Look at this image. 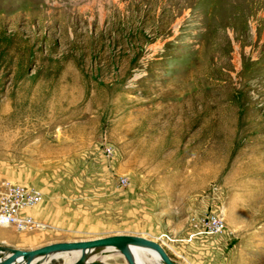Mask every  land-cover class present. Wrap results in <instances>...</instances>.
<instances>
[{
  "label": "rangeland",
  "instance_id": "rangeland-1",
  "mask_svg": "<svg viewBox=\"0 0 264 264\" xmlns=\"http://www.w3.org/2000/svg\"><path fill=\"white\" fill-rule=\"evenodd\" d=\"M0 179L90 215L22 250L158 237L163 212L264 264V0H0Z\"/></svg>",
  "mask_w": 264,
  "mask_h": 264
},
{
  "label": "crops",
  "instance_id": "crops-1",
  "mask_svg": "<svg viewBox=\"0 0 264 264\" xmlns=\"http://www.w3.org/2000/svg\"><path fill=\"white\" fill-rule=\"evenodd\" d=\"M76 199H73L74 203ZM124 203H128V198H125ZM73 209L67 203H64L63 195L61 194L57 193L54 196L45 197L40 204L28 210V213L35 219L46 224L45 229L35 230L36 233H33L34 237L39 236L42 238L51 234L64 236L70 232H82V230L86 229L85 225L91 223L90 215L78 212L76 209L72 212ZM162 213L160 212L159 222L153 228L157 229L159 236L149 238L158 240L173 259L181 264L229 263L230 257H227L226 254L231 255L230 244L229 240L224 237L223 231L213 233L214 235L206 234L202 229H196L194 225L195 219L194 221L187 219L185 222L178 224V222H173V219L168 216L163 217ZM30 237L18 234L13 227L0 226V246L24 249L25 247L39 244L36 240H39V237L36 239L33 236ZM51 242L48 241L46 244ZM40 245L43 246V243ZM219 257H222V259Z\"/></svg>",
  "mask_w": 264,
  "mask_h": 264
},
{
  "label": "water",
  "instance_id": "water-1",
  "mask_svg": "<svg viewBox=\"0 0 264 264\" xmlns=\"http://www.w3.org/2000/svg\"><path fill=\"white\" fill-rule=\"evenodd\" d=\"M136 246L147 247L157 252L159 255V264H181L173 259L159 242L149 237L134 234H114L98 236L91 239L54 242L32 250L0 246V264H38L39 259L45 255L75 250L80 251L81 256L72 264H87L85 261V251L97 247L113 248L117 251L115 255H123L128 264H137L133 255V247ZM90 264H98V262L94 261Z\"/></svg>",
  "mask_w": 264,
  "mask_h": 264
},
{
  "label": "built area",
  "instance_id": "built-area-1",
  "mask_svg": "<svg viewBox=\"0 0 264 264\" xmlns=\"http://www.w3.org/2000/svg\"><path fill=\"white\" fill-rule=\"evenodd\" d=\"M123 184L127 182L124 179ZM44 194L40 188L28 183L0 179V226L13 227L17 231L43 230L46 224L35 219L28 210L40 204ZM204 219L205 232L222 231L224 220L219 216Z\"/></svg>",
  "mask_w": 264,
  "mask_h": 264
},
{
  "label": "bare ground",
  "instance_id": "bare-ground-1",
  "mask_svg": "<svg viewBox=\"0 0 264 264\" xmlns=\"http://www.w3.org/2000/svg\"><path fill=\"white\" fill-rule=\"evenodd\" d=\"M85 252H86L85 261L87 262V264H90L94 261H97L98 264H108V262H106L107 259L115 255V253H117L116 250L108 247L91 248V249H87ZM98 253H101L102 256H98ZM148 254H150L153 257H148L147 256ZM133 255L135 257V261L137 264H152V263L159 264L158 262L159 255L157 254V252H155L152 249H148L147 247H143V246L133 247ZM61 256H65L69 261L68 264H72L80 258L81 252L75 250V251H65V252L45 255L44 257L39 259L38 264H46L52 259Z\"/></svg>",
  "mask_w": 264,
  "mask_h": 264
}]
</instances>
